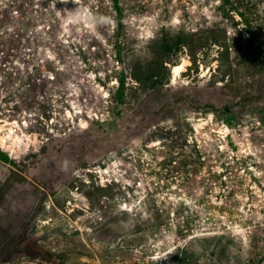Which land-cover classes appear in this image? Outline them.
<instances>
[{
  "label": "rangeland",
  "instance_id": "1",
  "mask_svg": "<svg viewBox=\"0 0 264 264\" xmlns=\"http://www.w3.org/2000/svg\"><path fill=\"white\" fill-rule=\"evenodd\" d=\"M251 40L264 0H0V264H264Z\"/></svg>",
  "mask_w": 264,
  "mask_h": 264
},
{
  "label": "trees",
  "instance_id": "2",
  "mask_svg": "<svg viewBox=\"0 0 264 264\" xmlns=\"http://www.w3.org/2000/svg\"><path fill=\"white\" fill-rule=\"evenodd\" d=\"M251 50L253 52L254 61L256 66L263 68L264 66V54L263 49L260 47L255 40H251Z\"/></svg>",
  "mask_w": 264,
  "mask_h": 264
},
{
  "label": "bare ground",
  "instance_id": "3",
  "mask_svg": "<svg viewBox=\"0 0 264 264\" xmlns=\"http://www.w3.org/2000/svg\"><path fill=\"white\" fill-rule=\"evenodd\" d=\"M5 2V1H4ZM47 9V8H46ZM45 9V10H46ZM46 12H48V10L46 11ZM178 16V15H177ZM87 18V17H86ZM140 19V18H139ZM135 21V20H134ZM95 22V21H94ZM103 23V22H102ZM99 24V23H98ZM140 26V25H139ZM139 28V27H138ZM155 29V28H154ZM139 30V29H138ZM146 32V31H145ZM93 47V46H92ZM91 48V47H90ZM94 48V47H93ZM98 48V47H97ZM99 49V48H98ZM97 49V50H98ZM90 52V51H89ZM95 52V51H94ZM96 54V53H95ZM37 57V56H36ZM39 58V57H38ZM17 60V59H16ZM186 60V59H185ZM184 60V64H179L178 66H176L175 67V71H174V74H175V76H178V75H180V73L181 74H183L182 72H183V70L185 69V67H186V65H189L190 64V62L188 61V60H186L185 61ZM3 61V60H2ZM214 66V65H213ZM39 68V67H38ZM12 69V68H11ZM41 69V68H40ZM29 73V72H28ZM207 73V72H206ZM4 74V73H3ZM17 74V73H16ZM202 75H204V74H202ZM35 76V75H34ZM203 77V76H202ZM205 77V76H204ZM15 81V80H14ZM22 81V80H21ZM13 82H11V84H12ZM242 83V82H241ZM6 84V83H5ZM14 84H16V83H14ZM23 84V83H22ZM29 84V83H28ZM32 84V83H31ZM79 84H81V83H79ZM34 85V84H33ZM28 86V85H27ZM31 86V85H30ZM77 86V85H76ZM17 87V86H16ZM32 87V86H31ZM43 89V88H42ZM72 89H74L73 87H72ZM24 90V89H23ZM25 91V90H24ZM16 94H17V92H16ZM18 95V94H17ZM22 96V95H21ZM14 98V97H13ZM19 98V97H18ZM17 98V99H18ZM201 127V126H200ZM199 127V128H200ZM204 127V126H203ZM244 136V135H243ZM264 173V172H263Z\"/></svg>",
  "mask_w": 264,
  "mask_h": 264
}]
</instances>
